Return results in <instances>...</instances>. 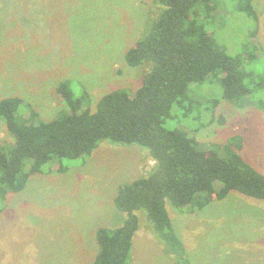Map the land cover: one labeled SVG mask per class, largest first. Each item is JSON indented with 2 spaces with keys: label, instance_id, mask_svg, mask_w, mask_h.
Returning a JSON list of instances; mask_svg holds the SVG:
<instances>
[{
  "label": "rangeland",
  "instance_id": "374dc122",
  "mask_svg": "<svg viewBox=\"0 0 264 264\" xmlns=\"http://www.w3.org/2000/svg\"><path fill=\"white\" fill-rule=\"evenodd\" d=\"M235 1L212 0L216 11L199 12L217 47L233 57L243 54L253 29L264 48V0L253 1L258 22L245 18ZM156 12L154 0H0V100L22 98L36 120L50 121L65 110L58 93L63 81L77 83V94L80 85L86 89L92 109L107 93L137 90L148 69L130 67L126 54L146 35ZM262 66L253 67L262 74ZM189 96L194 109L185 103L175 107L166 126L196 131L204 149L240 135V155L264 175V110L232 106L219 82L193 85ZM213 117L217 120L207 126ZM221 117L225 124L218 122ZM14 144L0 119V145ZM65 164V173L46 166L23 191L0 196V264H94L98 231L120 227L126 215L114 204L120 187L156 166L138 146L106 142ZM166 209L183 258L159 240L140 213L130 264H264V201L233 191L195 214L169 200Z\"/></svg>",
  "mask_w": 264,
  "mask_h": 264
},
{
  "label": "trees",
  "instance_id": "16d2710c",
  "mask_svg": "<svg viewBox=\"0 0 264 264\" xmlns=\"http://www.w3.org/2000/svg\"><path fill=\"white\" fill-rule=\"evenodd\" d=\"M211 1L154 0L156 16L150 18L146 35L126 54L130 67L148 69L142 86L135 91L107 93L92 109L86 89L80 85L77 94V83L63 81L58 93L65 110L50 121L36 120V112L22 98L0 100V119L15 141L7 149L0 145V196L23 191L33 175L44 174L46 166L51 173L67 172L64 162L91 155L103 142L138 146L156 162L147 176L120 187L114 204L126 215L120 227L98 231L94 264L131 263L140 213L151 231L181 260L184 247L174 233L167 200L193 214L233 191L264 201V175L240 155V135L204 149L193 134L196 131L166 126L175 107L185 103L194 109L196 101L189 96V89L207 82H219L225 100L236 108L264 110V73L253 67L263 62L264 70L259 31L249 33L243 54L230 56L217 47L205 21L199 19L201 10L208 15L216 11ZM253 1L235 2L245 18L258 22ZM243 62L251 68L242 67ZM218 105L219 101L213 103L214 110ZM207 120L208 126L217 119ZM218 122L225 124L226 119L221 117Z\"/></svg>",
  "mask_w": 264,
  "mask_h": 264
}]
</instances>
